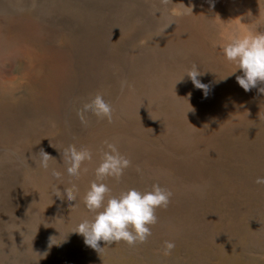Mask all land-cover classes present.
Instances as JSON below:
<instances>
[{"label": "rangeland", "instance_id": "1", "mask_svg": "<svg viewBox=\"0 0 264 264\" xmlns=\"http://www.w3.org/2000/svg\"><path fill=\"white\" fill-rule=\"evenodd\" d=\"M250 31L264 0H0V264H264V83L245 92L219 46ZM97 94L111 123L78 115ZM105 142L131 161L111 195L172 197L146 242L97 251L73 231ZM73 144L94 154L78 178Z\"/></svg>", "mask_w": 264, "mask_h": 264}, {"label": "clouds", "instance_id": "2", "mask_svg": "<svg viewBox=\"0 0 264 264\" xmlns=\"http://www.w3.org/2000/svg\"><path fill=\"white\" fill-rule=\"evenodd\" d=\"M187 14L186 10H178L175 13L178 16ZM219 46L222 47L225 58L235 63L237 69L243 73L236 76V80L245 92L264 83V32L250 31L243 37H235L226 45ZM200 74L199 68L193 65L185 72L183 78L187 75L193 85L207 95L209 86L200 82L197 78ZM259 91L264 93V88H259ZM89 112L109 123L112 121V105L102 94L95 95L78 115L83 120L84 114ZM93 155L92 150L85 146L77 148L74 144L69 145L63 153L66 174L78 178L82 172L86 173L88 169L84 164L92 162ZM51 158L43 152L40 166L47 169ZM130 166L131 161L120 153L115 143L105 142V149H101L100 162L94 170L95 180L90 183L83 196L85 207L94 213V216L91 220H82L73 231L82 235L85 245L92 249L98 251L103 248L100 246L101 241L105 242L106 246L121 241L130 246L146 242L152 234L150 226L158 222L157 209H166L171 202L172 192L159 184H154L147 191L130 188L118 196L111 195V188L105 181L109 178L119 180ZM52 174L57 178L61 175L56 171ZM255 183L264 185V177H257ZM55 194L58 197L65 196L68 201H76L78 189L73 185L71 189H65L63 193L59 190ZM174 248V241H166L164 254L169 255Z\"/></svg>", "mask_w": 264, "mask_h": 264}]
</instances>
